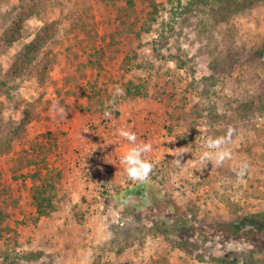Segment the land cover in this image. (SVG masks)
Here are the masks:
<instances>
[{"label":"rangeland","instance_id":"1","mask_svg":"<svg viewBox=\"0 0 264 264\" xmlns=\"http://www.w3.org/2000/svg\"><path fill=\"white\" fill-rule=\"evenodd\" d=\"M38 36L47 69L16 77ZM39 71L44 83L29 76ZM55 101L66 119L150 113L199 156L232 127L233 158L198 159L180 187L125 191L92 218ZM0 103L5 123L33 120L0 155V264H264V0H0Z\"/></svg>","mask_w":264,"mask_h":264},{"label":"built area","instance_id":"2","mask_svg":"<svg viewBox=\"0 0 264 264\" xmlns=\"http://www.w3.org/2000/svg\"><path fill=\"white\" fill-rule=\"evenodd\" d=\"M119 128L135 132L138 142L150 141L153 145L152 152L146 158L154 162L155 168L145 183L128 180L123 171L120 160L130 145L117 134ZM177 148L181 147L150 113L140 117L136 112L129 117L115 114L106 116L103 113L99 118L87 121L73 143L69 167L81 186L84 206L90 217L101 218L105 204L125 191L144 189L148 185L163 187L171 184L180 187L183 181L181 176L196 168L194 162L200 156L189 149L191 152L174 157L170 150ZM174 159L180 160V166Z\"/></svg>","mask_w":264,"mask_h":264},{"label":"clouds","instance_id":"3","mask_svg":"<svg viewBox=\"0 0 264 264\" xmlns=\"http://www.w3.org/2000/svg\"><path fill=\"white\" fill-rule=\"evenodd\" d=\"M124 95V89L120 86H116L113 92V96ZM52 112L57 113L61 118H65L66 110L60 105L59 101H55L51 105ZM106 116H110L111 113L106 112ZM85 132H88L87 130ZM117 134L128 141L130 147L122 155L120 163L124 166L123 171L126 174L128 180L133 182L145 183L150 179V176L155 168L154 162L148 160L147 154L152 152L153 145L150 141H139L135 132H132L126 128L117 129ZM236 134V130L229 127L224 135L221 136H207L204 139V151L201 152L199 157V163L204 168L209 162L213 167H221L226 161L233 158L232 151L228 145L233 142V137ZM171 155L179 157L183 153L191 152L188 147L177 148L174 151L170 150ZM177 166H180V160H173ZM249 164L242 162L235 171V175L238 181L242 182L244 176L248 170ZM127 201H125L126 203Z\"/></svg>","mask_w":264,"mask_h":264},{"label":"trees","instance_id":"4","mask_svg":"<svg viewBox=\"0 0 264 264\" xmlns=\"http://www.w3.org/2000/svg\"><path fill=\"white\" fill-rule=\"evenodd\" d=\"M46 34L47 32L43 35L46 36ZM44 36H38L37 38H35L34 41H31L29 44L25 45L22 51L23 53L21 52L17 55V57L15 58V64L13 66V69L10 71L11 73L16 74V77H18L19 75L25 76V71H28V69L31 67H33L34 69H37V67H39L44 69V71L47 69L48 64L46 57L40 58L41 49L43 48L42 42ZM13 38H11L10 42H14ZM24 66L25 68L21 70ZM29 76L34 77L39 83H44L48 75L46 76V73L43 74L42 71H39V73H32L29 74ZM126 92L128 95H132L133 93L136 96H140V93L138 91L134 93L132 92V90L127 89ZM2 114L3 110L0 106V155L11 151L12 143L15 136L23 127H25L26 130L28 124L27 118L21 120L19 123H15L12 119H9L11 120L10 123H5ZM36 172L37 174L33 173V175H30V179L33 181L32 198L38 216L42 217L49 213V210L50 208H52V205H50V199L45 196L46 189L44 185H38V173H40V171L38 170ZM40 184H42V181Z\"/></svg>","mask_w":264,"mask_h":264},{"label":"crops","instance_id":"5","mask_svg":"<svg viewBox=\"0 0 264 264\" xmlns=\"http://www.w3.org/2000/svg\"><path fill=\"white\" fill-rule=\"evenodd\" d=\"M73 113L70 118H65V119H60L59 120V125L62 126V131L64 132L65 136H64V141L65 143H75L77 140V137L80 133V131L82 130V128L84 127L85 123L91 119H97L100 116H98V112L94 113L91 111H84V112H80V113ZM25 115V114H24ZM26 116V115H25ZM25 116H23L22 119L18 120L21 121L25 118ZM33 120L29 121L28 120V124L27 127L29 128V126L31 125Z\"/></svg>","mask_w":264,"mask_h":264}]
</instances>
